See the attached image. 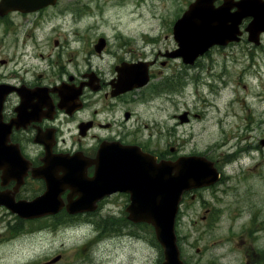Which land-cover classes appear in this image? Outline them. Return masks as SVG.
<instances>
[{"label":"rangeland","instance_id":"374dc122","mask_svg":"<svg viewBox=\"0 0 264 264\" xmlns=\"http://www.w3.org/2000/svg\"><path fill=\"white\" fill-rule=\"evenodd\" d=\"M194 1L62 0L58 10H77L64 29L78 27L83 36L73 46L80 56L94 57L95 64L108 69L109 54L93 55L99 38L107 40V51L122 46L134 59L153 61L159 52L164 56L177 48L174 24ZM59 33L61 44L52 49L71 53L78 39ZM243 37L191 67L160 56L170 65L154 66V82L134 105L142 126H148L135 139L169 159L211 156L221 169L223 181L187 194L180 207L176 233L189 264H243L249 238L255 251L264 249V37L260 45L249 43L247 33ZM185 111L192 116L182 124L179 116ZM73 128L68 127L67 137ZM127 207V199L119 196L107 201L99 215L20 223V235L2 247L0 264H45L58 255L62 260L56 264H162L154 230L127 220ZM3 230L0 234L7 236Z\"/></svg>","mask_w":264,"mask_h":264},{"label":"flooded vegetation","instance_id":"af4514ba","mask_svg":"<svg viewBox=\"0 0 264 264\" xmlns=\"http://www.w3.org/2000/svg\"><path fill=\"white\" fill-rule=\"evenodd\" d=\"M10 1L0 0V226L5 223L0 229L4 228L5 234L8 232L7 236L0 234V252H3L2 247L10 237L20 235V223L30 224L62 216L84 218L90 214L99 215L107 201L119 196L128 201L125 213L129 220L127 209L131 204V194L128 192L105 196L97 203L95 212L76 215L67 210L68 203L79 198L76 189L66 188L61 191L59 198L63 208L53 215L24 219L8 206L19 202L31 203L43 197L48 191V180L53 176L61 179L65 175L64 169L67 166L63 161L76 160L84 177L92 179L97 174L96 162L105 145L137 147L142 153L155 156L157 162H174L180 158H165L167 156L159 149H151L141 139H135L148 126H142L134 105L143 98V92L154 82V66L158 63L165 67L170 65L169 59L160 61V56L166 58L165 55L169 52L164 56L159 52L153 61L134 59L123 51L122 46L117 52L107 51V40L99 38L94 45L93 55L96 58L103 57V54L110 55L111 61L106 64L109 66L106 69L95 64L91 60L94 57L90 59L83 57L84 54L80 56L78 48L73 46L83 36L78 27L72 31L64 29V21L68 23V17L77 18L72 14L77 12L73 7L58 10L62 0H54L55 5L38 11L8 10L6 5ZM224 2L225 0H216L214 6L218 8ZM56 8L58 11L52 15L51 11ZM52 16L53 20L50 18ZM58 16H64V19H55ZM43 18L46 20L38 21ZM248 20L251 22V19H245L241 25L243 32L247 28L243 30V26ZM63 31L78 39L73 43L66 39L72 45L71 53H55L59 48L52 49V46L58 47L61 44L58 36H64L59 33ZM55 32L58 35H53ZM243 36L240 42L244 39ZM263 37L264 34H261L260 43ZM248 42L250 43V39ZM236 44L238 43L226 47L217 46L210 52L234 47ZM43 50H47L46 54ZM138 63L149 65L150 81L147 86L114 94L121 75L120 69ZM185 112L191 118V113ZM70 125L74 128L67 137ZM212 187L214 186L205 189ZM262 230L261 237L264 239V229ZM248 241L250 247L244 252L243 264H264V249L259 248V253L252 247V239L249 238Z\"/></svg>","mask_w":264,"mask_h":264},{"label":"water","instance_id":"95a60500","mask_svg":"<svg viewBox=\"0 0 264 264\" xmlns=\"http://www.w3.org/2000/svg\"><path fill=\"white\" fill-rule=\"evenodd\" d=\"M215 1L197 0L190 6L174 28L180 49L168 57H182L185 63L194 64L213 46L239 42L242 35L240 24L247 17L254 18L247 29L250 40L259 44L260 34L264 32L263 0H226V5L219 9L214 7ZM51 4H54L53 0H11L6 6L8 10L35 11ZM234 6L239 11L231 14L229 11ZM202 29L205 32L197 34ZM120 74L116 95L142 88L150 81L148 64L145 63L124 66ZM180 120L182 124L189 122L188 113L180 116ZM100 152L94 178L84 177L76 160H65V175L61 179L55 176L49 179L48 191L43 197L31 203L19 202L8 206L24 219L41 218L56 214L63 208L59 198L62 190L76 189L78 200L67 205L68 212L75 215L96 211L97 203L105 196L128 192L131 194V204L127 209L129 220L154 227L164 252L162 264H185L175 233L180 203L185 192L219 182L220 173L214 163L195 156L182 157L177 162L158 163L156 157L142 153L137 147H121L119 144L105 145ZM60 259L56 257L46 264H55Z\"/></svg>","mask_w":264,"mask_h":264},{"label":"bare ground","instance_id":"6f19581e","mask_svg":"<svg viewBox=\"0 0 264 264\" xmlns=\"http://www.w3.org/2000/svg\"><path fill=\"white\" fill-rule=\"evenodd\" d=\"M222 14H223V13H222ZM212 22H214V21H212ZM201 26H202V25H201ZM207 26L211 28V26H209L208 24H207ZM214 27H215V26H214ZM218 27H219V26H218ZM225 28H230V27H225ZM232 28H234V27L232 26ZM221 29H222V28H221ZM229 30H230V29H229ZM201 32H205V30L202 29V30L198 31L197 34H200Z\"/></svg>","mask_w":264,"mask_h":264},{"label":"trees","instance_id":"16d2710c","mask_svg":"<svg viewBox=\"0 0 264 264\" xmlns=\"http://www.w3.org/2000/svg\"><path fill=\"white\" fill-rule=\"evenodd\" d=\"M150 227V226H149ZM157 241V240H156ZM158 243V242H157ZM159 244V243H158Z\"/></svg>","mask_w":264,"mask_h":264}]
</instances>
